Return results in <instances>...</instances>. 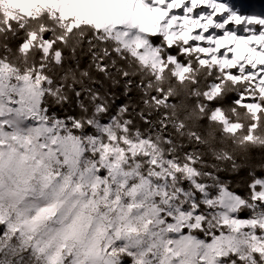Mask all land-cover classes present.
Segmentation results:
<instances>
[{"label": "snow or ice", "instance_id": "6c2138e0", "mask_svg": "<svg viewBox=\"0 0 264 264\" xmlns=\"http://www.w3.org/2000/svg\"><path fill=\"white\" fill-rule=\"evenodd\" d=\"M257 170L264 9L0 0V264H264Z\"/></svg>", "mask_w": 264, "mask_h": 264}, {"label": "trees", "instance_id": "16d2710c", "mask_svg": "<svg viewBox=\"0 0 264 264\" xmlns=\"http://www.w3.org/2000/svg\"><path fill=\"white\" fill-rule=\"evenodd\" d=\"M229 96H230V99L227 101V103H228L229 105L231 104L232 100H235V99L239 98V97L237 96V94L234 93V92H233V93H230ZM241 105H242V104H241ZM237 107L239 108L240 105H237ZM254 154H255V155H259V154H260V150H259V149L254 150ZM239 175H241V176L246 175V169H242L241 172L239 173ZM257 175H258V176H264V172H261V171L257 170ZM227 178H229V179H233L234 177L229 176V177H227ZM236 190H237L238 192H243V189H240V188H237Z\"/></svg>", "mask_w": 264, "mask_h": 264}, {"label": "bare ground", "instance_id": "6f19581e", "mask_svg": "<svg viewBox=\"0 0 264 264\" xmlns=\"http://www.w3.org/2000/svg\"><path fill=\"white\" fill-rule=\"evenodd\" d=\"M241 3L245 5V10H251L253 8L264 9V0H241Z\"/></svg>", "mask_w": 264, "mask_h": 264}, {"label": "rangeland", "instance_id": "374dc122", "mask_svg": "<svg viewBox=\"0 0 264 264\" xmlns=\"http://www.w3.org/2000/svg\"><path fill=\"white\" fill-rule=\"evenodd\" d=\"M186 2H187V0H186ZM233 3H234V0H233ZM201 7H202V8H205V10H206V6H205V5H201ZM196 11H198V9H194V13H195ZM174 12H176L177 14H180V15L183 14V13H182V9H175ZM198 31H199V29L194 30V34H195L196 32H198ZM209 31H212V30L210 29ZM190 43H191V41H190ZM201 44H202V46H206L204 42H201ZM202 55H203V54H202ZM249 102H252V101H251V98H250V97H247V96H245V97L241 100V104L249 103Z\"/></svg>", "mask_w": 264, "mask_h": 264}]
</instances>
